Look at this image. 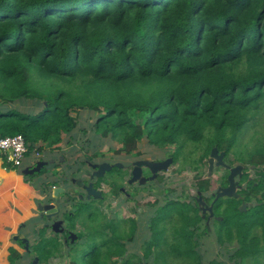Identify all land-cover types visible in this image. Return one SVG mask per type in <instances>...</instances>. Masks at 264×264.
<instances>
[{"label":"trees","instance_id":"trees-1","mask_svg":"<svg viewBox=\"0 0 264 264\" xmlns=\"http://www.w3.org/2000/svg\"><path fill=\"white\" fill-rule=\"evenodd\" d=\"M263 109L264 0H0V139L22 136L26 155L54 152L63 136L72 145L77 110L95 115L93 134L127 150L145 138L159 149L205 142L206 153L216 147L228 154L241 126ZM232 164L242 165L248 191L215 222L217 241L237 244L236 263L259 264L264 145ZM250 166L262 168L258 178L248 179ZM252 198L258 204L241 214L240 203ZM154 211L144 256L170 235L173 258L200 264L196 238L207 229L197 209L169 201ZM95 218L84 264H132L126 247L136 222L127 220L125 231L114 219ZM45 233L39 230L33 248L41 260L51 255ZM9 253L14 264L19 254ZM154 253L165 259L164 251Z\"/></svg>","mask_w":264,"mask_h":264},{"label":"rangeland","instance_id":"rangeland-1","mask_svg":"<svg viewBox=\"0 0 264 264\" xmlns=\"http://www.w3.org/2000/svg\"><path fill=\"white\" fill-rule=\"evenodd\" d=\"M36 76L33 77V81H36ZM28 108L29 104L25 106H21L20 108ZM76 118L78 121H81V124L78 126L77 130L73 133L74 135V142L72 145H67L66 142L68 141L65 136H63V143L58 146L54 152L51 153V156L55 159L54 162L62 161L64 164H56L57 167H61L63 170L61 171L64 175L69 176L71 175V172L74 174L83 172L79 169L74 171L72 165L74 162H81L83 160H86V156L92 154V151H86L83 150L81 147V144L89 143V148H93L94 146H98L100 144L104 145V149L102 152L108 154L113 153L114 150H110V146H113L114 140L110 138L109 135L105 137L96 136L93 134V122L95 120V115L85 111V110H77L76 112ZM90 116V119H88L86 122L82 121V118H88ZM81 128L85 129L86 134L83 136V133L81 132ZM210 132L205 131V135L208 136ZM145 139V138H144ZM141 148H149L148 145L145 143V141L142 142ZM264 145V109L259 111L253 118L249 120L248 123L241 126L239 131L235 135V141L233 144L232 150L226 154L228 155L227 161H230L231 163L236 161V159H241L244 157H247L249 151L255 150L257 148H260ZM151 155L150 157L155 159H160L163 157H170L172 158L173 163L167 166V168L163 169L165 170L163 175V189L171 190L173 193H168L167 195H163L160 197L156 196L157 192L159 191L157 188L152 189L150 198H147L145 200L138 199V201L134 202V200L128 198V194H114V193H106V197L103 198L100 201H94L96 203V209H92L93 205H88L87 209H84L80 213L76 214L74 216V219L76 222H80L81 228L84 232L83 226L85 228L84 236L87 234L88 230L91 227V224L94 222L95 216L98 218V223L103 221H108L110 219H114V221L121 224V228L125 229L127 231L128 229V222L127 220H130L132 218H135L136 214V231L133 235L132 243L127 245V254L132 255V264H161L165 260L164 263L166 264H185L183 259H175L169 252V243L171 242V236H167V244H164L161 246V248L152 250V253L149 254L148 257L144 256V249L145 242L148 241L150 238V231L148 230L149 221L151 214L154 213L158 207L164 205L167 201H182L187 200L189 198H192L193 195L196 196V193L193 188H195L194 184L196 183L195 178V171L200 169L202 175L207 174V165L206 162L203 161L200 166L196 163L197 157L201 156L206 149L208 148V144L205 142H200L198 145L192 143V144H186L185 147H183L180 151H176L177 145L172 146H166L162 149H159L151 144ZM216 148V147H211ZM209 148V149H211ZM80 149V150H79ZM218 150V148H217ZM84 151V152H83ZM48 151H44L41 153V156H46V153ZM75 152V153H74ZM83 152V153H82ZM34 156L36 151L31 152ZM30 153V154H31ZM184 153L183 157L182 154ZM208 153L205 152L204 157ZM116 155H119L116 153ZM225 155V156H226ZM185 157V158H184ZM59 158V159H58ZM206 159V158H205ZM114 160V159H113ZM120 160V159H119ZM104 159H102L101 163H105ZM226 161V162H227ZM215 162V161H214ZM60 163V162H59ZM49 168L47 169L48 173L44 174L42 178H48L51 181V161L48 163ZM71 165V166H70ZM241 165V164H238ZM72 167V168H71ZM91 170V165H89ZM215 167V168H214ZM233 167V166H232ZM11 170H16L19 172L20 167H13L8 166ZM44 169V168H43ZM42 169V170H43ZM262 168H253L248 167L245 170V174L248 176V179H256L258 178V171ZM45 170V169H44ZM65 170V171H64ZM92 171V170H91ZM90 171V172H91ZM212 178L210 179L213 182V186L216 187L220 183V177L224 173V170L221 166H213L212 170ZM98 173V171H96ZM99 173L101 171L99 170ZM88 174V173H87ZM86 174V175H87ZM25 178L32 179L34 177H37L38 174L35 175H26L22 174ZM75 177V176H74ZM259 181H262L261 178H259ZM245 186V183H243ZM248 187V185H247ZM260 188V187H259ZM107 190V189H105ZM244 191H248L244 190ZM241 196V194H239ZM231 200L224 199L221 200L223 204L228 203H234L233 200L235 199V196H231ZM157 198V202L154 203V207H151L152 203L155 202ZM244 198V195H243ZM257 198H261V191H259ZM220 199V198H219ZM240 201V200H236ZM264 201V199L262 200ZM258 203L252 198V200L247 203V207L244 211H241L238 207V211L241 214H244L247 212V210L250 207H253L257 205ZM136 211V213L133 214V211ZM96 211V212H95ZM92 213V216L94 217L91 219V215L89 213ZM95 212V215H94ZM227 212V209L221 212H216V215L221 217L223 214ZM96 219V218H95ZM207 229L206 234L203 232L200 234L199 238H196L197 240V246H196V252L201 256V263L200 264H209L210 261H214L217 264H253L252 261H246L244 263H236V260L232 257V252L236 249L237 244L235 242L231 243H224L222 245L218 244L217 241V234H216V228L212 226H205ZM203 230V229H202ZM201 230V231H202ZM255 232V231H254ZM259 234V232H255V234ZM84 240H86L84 238ZM91 244H84L82 247V250L78 251L76 254V257L74 260L77 264H84V259L82 258L81 254L84 250H88L90 248ZM164 251L166 253L165 259L159 258L154 252ZM121 261V260H120ZM47 264H72L70 259L64 257L63 255H55L50 259V261ZM259 264H264V257L260 258Z\"/></svg>","mask_w":264,"mask_h":264},{"label":"flooded vegetation","instance_id":"flooded-vegetation-1","mask_svg":"<svg viewBox=\"0 0 264 264\" xmlns=\"http://www.w3.org/2000/svg\"><path fill=\"white\" fill-rule=\"evenodd\" d=\"M143 141H145L149 148H141ZM199 143H196V145ZM104 147V145L100 144L90 149L89 143L81 144L80 148H83L86 153L92 151V154L86 156V160L74 162L72 164L74 165L73 170L76 171L79 169L83 172L82 174H74L71 172V175L69 176L64 175L61 172L63 169L56 165L57 163L64 164V162L57 161L52 163L55 159L50 156L48 161H51V191L47 197L45 196L42 198L41 204H51L58 209L59 213L51 218L50 221H45V219L40 218L41 220L38 223V234L33 245L30 246V244H28V247L25 248V245L20 241V247L27 254L24 256L19 254V258L17 259V261L19 260L18 262L25 261V264H47L55 255H63L71 260V257L76 255L77 251L84 246L85 238V228L83 226L84 232L80 230L82 223L76 222L74 216L84 209H87L90 204L93 205L92 209H96L98 204L96 205L95 202L105 198L108 189V193L128 194V198L134 200V202L141 198L143 200L150 198L152 189L155 188L159 190L156 194L157 197L158 195L162 197L168 193H173L171 190L163 189L165 187H163L162 184L164 182L162 173L165 170L153 169L152 167V164L164 163L168 160H172V158L163 157V159L160 158L153 160L150 157L152 146L146 139L140 140L128 150L125 149L122 144L114 141L113 146H110V150L114 151L113 153L108 154L102 152ZM211 150L212 148L209 149L208 154L205 157L203 156L204 152L201 156H198L196 160V163L199 166L203 161H205L207 165L206 175H202L200 169L197 170L196 168V183L194 184L195 188H193L196 196L193 195L192 198L179 201L190 204L194 209H197V213L202 220L199 223L200 227H215V222H221L222 217L217 216L216 212L228 209L230 204H223L221 200H231L232 197L224 196L217 199L216 195L220 189L228 187L230 168L238 165L227 161L228 155H226L225 152L218 150L217 154L223 153V165L220 166L224 170V173L220 177L219 185L214 187L213 182L210 180L212 178V172L209 169ZM116 153L119 155H116ZM104 158L106 160L104 161L105 163H101ZM214 161L215 166L216 160ZM172 163L173 160L170 164ZM89 165H91L92 171L89 170ZM104 167H107L108 169L105 170ZM99 170L101 173H99ZM96 171H98V173H96ZM242 175L243 167L240 174H237L235 177L237 186L232 196H235L236 200H243L242 193L244 192V189L247 188L246 181L241 182ZM42 177L43 174H38L37 177L32 179L37 181L44 179ZM243 183H245V186ZM39 187L44 188L43 185H40ZM58 188L61 190L58 193H55V190ZM239 194H241V196ZM156 202L157 198L155 202L152 203L151 207H154V203ZM242 204L247 205V203L241 202L239 208ZM134 213H136L135 210L133 211V214ZM89 214L92 213L90 212ZM135 218L132 219L136 222ZM41 229L46 230L44 239L51 241V255L46 260H41L33 249L37 240L40 239L39 230Z\"/></svg>","mask_w":264,"mask_h":264},{"label":"crops","instance_id":"crops-1","mask_svg":"<svg viewBox=\"0 0 264 264\" xmlns=\"http://www.w3.org/2000/svg\"><path fill=\"white\" fill-rule=\"evenodd\" d=\"M37 154L36 152L34 156L32 153L26 155L19 172L0 163V264H10V249L21 256L26 255L20 247L21 239H26L31 246L38 234V223L41 219L37 205L51 191V188L45 190L39 186L43 182L47 184L51 181L48 178L35 181L22 175L28 168L34 167L36 162L40 161L39 158L49 163L50 152L42 157L41 153ZM48 166L49 164L43 168L48 169ZM18 261L14 264H25V261Z\"/></svg>","mask_w":264,"mask_h":264},{"label":"water","instance_id":"water-1","mask_svg":"<svg viewBox=\"0 0 264 264\" xmlns=\"http://www.w3.org/2000/svg\"><path fill=\"white\" fill-rule=\"evenodd\" d=\"M218 150L217 148H213L211 150L210 153V159H209V169L212 170L213 166H214V160H216V166H220L223 165L222 162V157H223V153L217 154ZM172 160H168L164 163H159V164H152L153 169H165L167 168V166L169 165V163H171ZM47 162L45 161H38L36 162V164L34 165V167L32 168H28L27 170L24 171V174L26 175H34V174H38L41 170V168H43L44 166H47ZM104 169H108L107 167H104ZM242 170V166L237 165L233 168H230V173L228 176V187L226 188H222L217 192L216 198H220V197H230L234 194L236 186H237V182L235 181V177L237 176V174H240ZM61 189L58 188L55 190V193H58ZM247 205L246 204H242L240 210L244 211L246 209ZM211 210V209H210ZM37 211L40 213L39 217L41 219H46L47 221H50L51 218L55 217L59 211L58 209H56L53 205L51 204H41L39 203L37 205ZM17 239V238H16ZM22 244L25 245V248L28 247V243L26 239H21Z\"/></svg>","mask_w":264,"mask_h":264},{"label":"built area","instance_id":"built-area-1","mask_svg":"<svg viewBox=\"0 0 264 264\" xmlns=\"http://www.w3.org/2000/svg\"><path fill=\"white\" fill-rule=\"evenodd\" d=\"M26 154L27 147L22 136L16 135L0 139V163L4 167H21Z\"/></svg>","mask_w":264,"mask_h":264},{"label":"clouds","instance_id":"clouds-1","mask_svg":"<svg viewBox=\"0 0 264 264\" xmlns=\"http://www.w3.org/2000/svg\"><path fill=\"white\" fill-rule=\"evenodd\" d=\"M38 155V154H37ZM26 157V156H25Z\"/></svg>","mask_w":264,"mask_h":264}]
</instances>
